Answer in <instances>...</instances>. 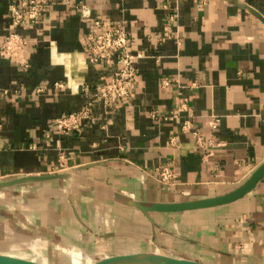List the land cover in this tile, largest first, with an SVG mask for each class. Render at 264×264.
<instances>
[{"label": "crops", "instance_id": "crops-1", "mask_svg": "<svg viewBox=\"0 0 264 264\" xmlns=\"http://www.w3.org/2000/svg\"><path fill=\"white\" fill-rule=\"evenodd\" d=\"M20 1L0 0V50L14 30L27 41L19 58L0 56V255L264 264V177L230 203L149 209L227 194L264 163V0H53L14 29ZM91 19L123 25L137 56L136 89L109 107L94 88L117 63L89 60ZM89 102L79 132L54 129ZM163 164L178 175L171 189L155 178Z\"/></svg>", "mask_w": 264, "mask_h": 264}, {"label": "built area", "instance_id": "built-area-1", "mask_svg": "<svg viewBox=\"0 0 264 264\" xmlns=\"http://www.w3.org/2000/svg\"><path fill=\"white\" fill-rule=\"evenodd\" d=\"M53 0H21L8 6V15L14 29L36 24L44 17L48 5ZM83 17L90 18V12L83 4L81 6ZM92 20V19H91ZM87 52L92 63L104 64L112 59L116 60L117 68L107 79L100 77L94 88V96L98 98L104 107L114 105L118 100L128 98L137 86V69L135 62L137 56L133 54L129 46V33L123 25L112 24L102 19H93L91 30L87 36ZM26 39L17 31L9 32L3 39L0 56L8 59L19 58ZM168 79L163 81V86H168ZM60 85V84H57ZM89 87L83 88L89 93ZM1 97V94H0ZM93 103L89 102L83 111L65 114L55 120L53 127L60 134L79 132L84 123L92 121L91 115ZM49 138V132L46 134ZM155 178L164 188L171 189L177 184V172L170 164L159 165L155 168Z\"/></svg>", "mask_w": 264, "mask_h": 264}, {"label": "water", "instance_id": "water-1", "mask_svg": "<svg viewBox=\"0 0 264 264\" xmlns=\"http://www.w3.org/2000/svg\"><path fill=\"white\" fill-rule=\"evenodd\" d=\"M264 177V163L261 164L250 177L235 190L216 197L205 198L194 201L184 202H171V203H159L150 210L165 211V212H179L185 210H195L200 208L213 207L226 203L233 202L245 194L250 192L256 184ZM44 176L21 178L16 181H25L30 179H43ZM0 264H42L39 262L20 259L16 257L0 255ZM89 264H211L204 261H193L184 258L173 257L169 255L153 253V252H140L133 254H121L114 256H107L99 259L92 260Z\"/></svg>", "mask_w": 264, "mask_h": 264}]
</instances>
